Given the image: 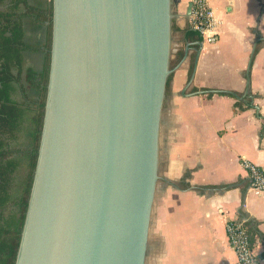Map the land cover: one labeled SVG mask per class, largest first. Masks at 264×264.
Listing matches in <instances>:
<instances>
[{"label": "water", "instance_id": "1", "mask_svg": "<svg viewBox=\"0 0 264 264\" xmlns=\"http://www.w3.org/2000/svg\"><path fill=\"white\" fill-rule=\"evenodd\" d=\"M179 3L51 0L43 118L14 264H145L166 84L190 47L170 69ZM255 44L240 101L251 98Z\"/></svg>", "mask_w": 264, "mask_h": 264}, {"label": "crops", "instance_id": "2", "mask_svg": "<svg viewBox=\"0 0 264 264\" xmlns=\"http://www.w3.org/2000/svg\"><path fill=\"white\" fill-rule=\"evenodd\" d=\"M191 1L178 5L171 59L186 45L185 12ZM207 1L220 22L218 38L213 45L199 38L200 47L190 44L168 86L159 134L162 186L152 205L145 264H237L225 233L230 219L246 220L264 264V196L248 191L241 166L244 158L264 170V0ZM31 23L27 44L39 47L44 26ZM254 44L248 69L251 98L222 96L244 93ZM197 49L187 85L189 56ZM41 57L27 54V69L34 60L39 68ZM235 101L243 108H236Z\"/></svg>", "mask_w": 264, "mask_h": 264}, {"label": "trees", "instance_id": "3", "mask_svg": "<svg viewBox=\"0 0 264 264\" xmlns=\"http://www.w3.org/2000/svg\"><path fill=\"white\" fill-rule=\"evenodd\" d=\"M4 1L6 0H0V6ZM8 1L11 3L9 11L11 12L10 18L12 22L6 26H0V264H14L31 187L48 79L52 16L51 0L49 6L44 9L28 6L25 0ZM19 5L23 6L24 9L21 14L18 13L20 11ZM17 14H19V19L29 17L35 23L45 27L44 44L40 50L28 46L21 47V49L20 46L17 47V45H20L19 39L22 36V32L15 21ZM9 20H6L5 14L0 13V23L1 21L8 22ZM172 30L176 31L173 24ZM7 31L11 33V37L4 38L3 33ZM198 40V37L192 32L186 31L184 33V41L186 43L193 44ZM195 47L197 48V46ZM22 49L27 52H42L43 65L38 73L30 69L25 72V84L30 89L35 90L37 94L36 100H28L23 94L24 102L19 104L9 98L10 83L19 81V78L10 74L7 60L11 54L14 55L16 60H19L15 50L19 51ZM183 55V50H178L174 54L173 59L170 60L169 68H175L182 60ZM195 56V53L189 56V78L192 74ZM171 78L172 75L167 80L166 91ZM191 91L195 93L198 90L192 88ZM220 94L230 98H234V95H236L234 93ZM234 105L238 109L243 108V104L240 101H235ZM20 135L28 140L27 147L21 150L17 149V146L14 147L12 143L16 142ZM21 167L24 168L23 174L18 176L16 174H18V170ZM247 230L252 241L253 232L249 227Z\"/></svg>", "mask_w": 264, "mask_h": 264}, {"label": "built area", "instance_id": "4", "mask_svg": "<svg viewBox=\"0 0 264 264\" xmlns=\"http://www.w3.org/2000/svg\"><path fill=\"white\" fill-rule=\"evenodd\" d=\"M219 20L207 0H192L187 18L188 31L202 43L213 45L218 38ZM241 166L246 172L248 191L255 196H264V170L242 158ZM225 233L229 247L234 252L237 264H262V257L255 251L248 235L245 219L225 221Z\"/></svg>", "mask_w": 264, "mask_h": 264}, {"label": "flooded vegetation", "instance_id": "5", "mask_svg": "<svg viewBox=\"0 0 264 264\" xmlns=\"http://www.w3.org/2000/svg\"><path fill=\"white\" fill-rule=\"evenodd\" d=\"M26 1V4L28 6H30L29 4V0H25ZM11 6V3L10 1L6 0L3 2V4L0 6V13H3L5 14V17H6V20L7 19H10L8 22H4V21H1L0 23V26H6L8 23H11L12 20L10 18V14L11 12L9 11V8ZM34 8H38V9H44V7L42 6H39V5H36V6H32ZM19 9L20 11L18 12L19 14L23 13L24 9H23V6L19 5ZM19 14H17V17H16V23L17 25L19 26L21 32H22V36L21 38L19 39V42H20V45H17V47L20 46V49L21 47H24V46H28L27 44V38H28V33H29V26H28V21H32L34 24H37L35 23L31 18L29 17H24V18H18ZM39 26H43V25H40L38 24ZM3 36L4 38H9L11 37V33H9L8 31L3 33ZM44 36H45V27H44ZM44 44V39H43V43L39 46V47H30V48H36V49H39L43 46ZM16 47V48H17ZM17 51V57L19 58V60H16V58L14 57L13 54L9 55L8 57V60H7V65L10 67V74L13 75V77H18L19 78V81H13L10 83V91L9 92V98L13 101H15L16 103H23L24 102V96L23 94L25 95L26 99L28 100H31V101H34L36 100L37 98V94L35 92V90L33 89H30L26 84H25V72L27 70V59H26V56L27 54H37L39 53L42 57H41V63H40V66L39 68L38 67H33L32 71L38 73L40 72V70L42 69V65H43V54L42 52L40 51H34V52H27L25 50H15ZM17 61V62H16ZM1 63V62H0ZM12 89V90H11ZM23 89V91H22ZM32 92L34 94V96L32 97H29V93ZM28 142V140H27Z\"/></svg>", "mask_w": 264, "mask_h": 264}, {"label": "rangeland", "instance_id": "6", "mask_svg": "<svg viewBox=\"0 0 264 264\" xmlns=\"http://www.w3.org/2000/svg\"><path fill=\"white\" fill-rule=\"evenodd\" d=\"M49 2H50V0H29V4H30V6H36V5H39V6H42V7H44V8H47L48 6H49ZM31 21L29 20V23H30ZM29 30L31 31V30H33V25H32V23L30 24V27H29ZM33 66H34V68L37 66V60H34L33 61ZM169 86V85H168ZM167 91H168V88H167ZM167 91H166V95H167ZM32 96H34V94L32 93V92H30L29 93V97H32ZM163 108H164V106H163ZM11 143V142H10ZM13 143V146L15 147V146H17V149H22V148H25V147H27V145H28V142H27V140L25 139V137L24 136H22V135H20L18 138H17V141L16 142H12ZM23 170H24V168H22L21 167V169H19L18 170V174H16V175H22L23 174ZM162 186V183H161V181H159L158 183H157V188H156V193H159V191H160V187ZM148 237H149V233H148ZM147 246H148V242H147ZM148 251H149V247H147V254H148ZM146 254V255H147Z\"/></svg>", "mask_w": 264, "mask_h": 264}]
</instances>
